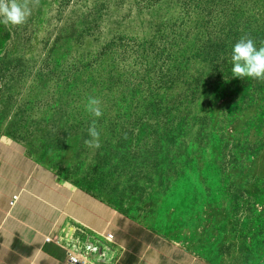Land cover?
<instances>
[{"label":"rangeland","instance_id":"rangeland-1","mask_svg":"<svg viewBox=\"0 0 264 264\" xmlns=\"http://www.w3.org/2000/svg\"><path fill=\"white\" fill-rule=\"evenodd\" d=\"M245 34L264 44V0H39L0 23V147L207 264H264V81L230 63Z\"/></svg>","mask_w":264,"mask_h":264},{"label":"crops","instance_id":"crops-1","mask_svg":"<svg viewBox=\"0 0 264 264\" xmlns=\"http://www.w3.org/2000/svg\"><path fill=\"white\" fill-rule=\"evenodd\" d=\"M13 196L17 201L8 205ZM67 224L74 236L90 238L86 258L66 242ZM77 232V233H76ZM113 236L106 241L99 236ZM50 237L56 243L45 242ZM58 240V241H57ZM64 245V246H63ZM75 246V247H74ZM89 249L82 251L88 252ZM207 264L128 216L46 171L25 151L0 147V264Z\"/></svg>","mask_w":264,"mask_h":264},{"label":"clouds","instance_id":"clouds-1","mask_svg":"<svg viewBox=\"0 0 264 264\" xmlns=\"http://www.w3.org/2000/svg\"><path fill=\"white\" fill-rule=\"evenodd\" d=\"M39 5V0H0V23L5 26H20L27 22L32 9ZM230 63L232 77L264 81V44L257 47L256 42L248 34L242 35L231 48ZM85 110L93 119L87 132L85 146L91 149L101 147L100 131L97 121L103 115L99 98L90 96Z\"/></svg>","mask_w":264,"mask_h":264},{"label":"built area","instance_id":"built-area-1","mask_svg":"<svg viewBox=\"0 0 264 264\" xmlns=\"http://www.w3.org/2000/svg\"><path fill=\"white\" fill-rule=\"evenodd\" d=\"M17 196H13L12 198H11V200L9 201V206L10 207H13L14 206V204L16 203V201H17ZM66 236L64 235L63 237H60V238H58V242H57V244H59V242L61 241V239H64ZM99 237H101V238H103L104 240H106V241H111L112 240V238H113V236L111 235V234H109V233H107V234H104V236H99ZM81 240H83V239H81V238H79V240L78 241H75V239H74V241L73 242H79V245H81V243L82 242H80ZM54 240L52 239V238H50V237H47V238H45V242H53ZM55 243H56V240L54 241ZM92 243V242H91ZM91 243H89V245L91 244ZM70 244H71V242H66V245L64 246L65 247V250H66V254H67V260L69 259V248H71V246H70ZM85 246H88V244H85ZM85 246H82V247H85ZM90 247V246H89ZM93 251H96V249H95V247H90V250H89V252H85V251H82V250H80V254H82V255H85L86 256V258H88V254L90 253V252H93ZM68 264H80L79 262H75V263H70V261H68L67 262Z\"/></svg>","mask_w":264,"mask_h":264},{"label":"bare ground","instance_id":"bare-ground-1","mask_svg":"<svg viewBox=\"0 0 264 264\" xmlns=\"http://www.w3.org/2000/svg\"><path fill=\"white\" fill-rule=\"evenodd\" d=\"M65 239H66L65 242H71V244L76 245L79 250H84L86 248L90 250V247H89L90 238H88V237H85L83 240L80 241V242H82L81 245H79V242H76V243L73 242V238L67 239V237H66ZM61 242H62V240H61ZM85 244H88V246H85ZM82 246H85V247H82ZM89 250H88V252H89ZM79 263L81 264L82 260Z\"/></svg>","mask_w":264,"mask_h":264},{"label":"water","instance_id":"water-1","mask_svg":"<svg viewBox=\"0 0 264 264\" xmlns=\"http://www.w3.org/2000/svg\"><path fill=\"white\" fill-rule=\"evenodd\" d=\"M62 236H64V233L62 234Z\"/></svg>","mask_w":264,"mask_h":264}]
</instances>
